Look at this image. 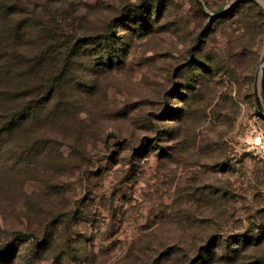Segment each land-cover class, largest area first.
I'll list each match as a JSON object with an SVG mask.
<instances>
[{
    "label": "rangeland",
    "instance_id": "374dc122",
    "mask_svg": "<svg viewBox=\"0 0 264 264\" xmlns=\"http://www.w3.org/2000/svg\"><path fill=\"white\" fill-rule=\"evenodd\" d=\"M200 1L0 0V52L73 83L0 139V264H193L236 234L209 264H264V0ZM102 36L110 64L66 54Z\"/></svg>",
    "mask_w": 264,
    "mask_h": 264
},
{
    "label": "trees",
    "instance_id": "16d2710c",
    "mask_svg": "<svg viewBox=\"0 0 264 264\" xmlns=\"http://www.w3.org/2000/svg\"><path fill=\"white\" fill-rule=\"evenodd\" d=\"M109 37H98L99 43L95 44L94 41L83 42L79 49L68 48L66 54L96 55L98 67L110 64L112 56L119 48H114L115 45ZM88 44L94 45L87 47ZM50 51V48H40L33 54L19 50L0 52V139L17 136L25 124H36L47 118L51 114L50 107L54 99H58L57 96L62 95L64 89L73 86V83L67 80L68 64L63 62L60 68L53 65L54 61L49 57ZM100 53L104 56H98ZM253 240L258 243L260 236L254 237ZM249 242V238L243 234L223 240L212 236L199 248L193 264H209L214 259H221V254L230 251L236 256ZM41 245H47L46 238L41 239ZM231 245L236 247L230 250ZM215 248H221L222 251L216 254ZM5 251L8 257L10 247H6Z\"/></svg>",
    "mask_w": 264,
    "mask_h": 264
},
{
    "label": "built area",
    "instance_id": "2783aa9c",
    "mask_svg": "<svg viewBox=\"0 0 264 264\" xmlns=\"http://www.w3.org/2000/svg\"><path fill=\"white\" fill-rule=\"evenodd\" d=\"M249 145L264 160V129L254 125L250 132Z\"/></svg>",
    "mask_w": 264,
    "mask_h": 264
},
{
    "label": "water",
    "instance_id": "95a60500",
    "mask_svg": "<svg viewBox=\"0 0 264 264\" xmlns=\"http://www.w3.org/2000/svg\"><path fill=\"white\" fill-rule=\"evenodd\" d=\"M195 2L197 3L198 6H200V7L203 8V5H202V3H201L200 0H195ZM253 94H254V100H255V104H256L257 111H260L261 110V106H260V100L258 98V92H257L256 87L254 89Z\"/></svg>",
    "mask_w": 264,
    "mask_h": 264
}]
</instances>
